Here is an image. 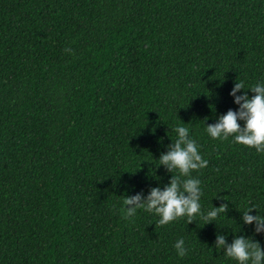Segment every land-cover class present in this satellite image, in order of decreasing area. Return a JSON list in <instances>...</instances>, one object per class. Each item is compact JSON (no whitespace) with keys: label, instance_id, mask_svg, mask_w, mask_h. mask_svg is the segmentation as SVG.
Listing matches in <instances>:
<instances>
[{"label":"trees","instance_id":"obj_1","mask_svg":"<svg viewBox=\"0 0 264 264\" xmlns=\"http://www.w3.org/2000/svg\"><path fill=\"white\" fill-rule=\"evenodd\" d=\"M236 81L264 83V0H0V264H237L217 234L264 249L242 220L264 217V153L206 130ZM178 126L208 161L201 212L227 213L124 219V196L178 175L159 164Z\"/></svg>","mask_w":264,"mask_h":264},{"label":"clouds","instance_id":"obj_2","mask_svg":"<svg viewBox=\"0 0 264 264\" xmlns=\"http://www.w3.org/2000/svg\"><path fill=\"white\" fill-rule=\"evenodd\" d=\"M64 51L71 53L72 49L66 48ZM241 90H246L244 82L236 81L229 95L234 97V103L239 106L238 110L229 109L215 124L207 125V133L214 140L234 137L235 143L264 153V83L247 89L254 93L251 97L247 91L243 95H237ZM239 121H244L243 127ZM175 132L177 138L168 146V151L160 155L159 164L170 173L178 172V175H172L163 190L160 187L151 188L147 197L142 192L134 196H124V207L121 208L124 219L135 217L137 211L142 209L160 217L156 226H165L184 217L190 224L195 222L196 216H203L207 224L214 222L219 214L227 213V203L213 207L206 215L201 212V181L192 178L191 174L206 168L208 161L199 153L198 145L190 137L188 128L178 126ZM254 209L257 210L256 206L251 204L243 212L242 220L247 225L254 224L255 233H264V217L251 215ZM174 247L179 257L187 254L184 239L177 240ZM215 247L223 250L226 257L237 264H264V249L259 242L245 236H236L229 244L225 235L217 234Z\"/></svg>","mask_w":264,"mask_h":264}]
</instances>
